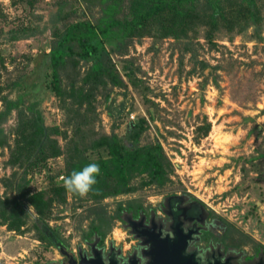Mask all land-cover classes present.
I'll return each mask as SVG.
<instances>
[{"label": "rangeland", "instance_id": "374dc122", "mask_svg": "<svg viewBox=\"0 0 264 264\" xmlns=\"http://www.w3.org/2000/svg\"><path fill=\"white\" fill-rule=\"evenodd\" d=\"M54 4L55 0L39 1L32 18L31 9L23 3L0 0L3 15L0 19V84L7 86L22 78L18 87L11 93L5 91L4 95L9 99L22 96L21 108L29 115L27 107L32 102L34 86L42 84L36 93V107L46 126L66 132V139L58 137L64 150L69 140L78 144L83 140L90 145L99 136L111 133L126 139L129 124L141 118L147 121L148 128L137 146L160 145L170 165L168 178L171 183L160 190L145 187L131 194L107 198L102 204L108 214H114L117 202L181 192L228 222L233 240L240 238L241 241L240 233H243L264 246V0H247L241 5L248 8L247 18L233 16L235 11L240 14L239 8L224 1L226 19L215 25L209 21H189L184 27H177L176 37L160 40L146 35L122 44H105L127 83V90L112 88L115 94H125L118 100L125 104V109L118 113L120 109L115 105L109 116L103 93L96 92L91 102L94 110L89 112L94 116L93 124L80 128L78 135L65 125L68 113L61 108V100L49 89H44L42 83L45 79L43 56L49 52L54 39L53 30L47 27ZM203 5L204 0H200L195 5L181 4L180 9L186 11L195 7L200 10ZM100 11L97 6L86 14L93 20L100 16ZM74 16L71 21L78 20L79 15ZM31 29L35 31L34 36L23 37L27 32L23 35L22 32ZM13 34L16 39H12ZM127 62L138 85L133 86L125 76L122 68ZM90 65L91 62L78 65L80 77ZM66 84L64 82L62 88ZM115 96L112 94L113 98ZM17 119L14 111L3 124L5 131L13 130ZM10 138V144L14 145V136ZM8 153V149L4 153L0 151V179L10 177L13 172L3 166ZM85 155L94 161L105 157L106 151L89 149ZM65 159L66 151L61 157L49 159L38 172L29 173L28 192L46 189L49 173L60 171L56 180L60 183ZM23 171H18L19 177ZM3 192L0 181V196ZM66 198L64 205L55 204L52 208V217L62 219L49 220L48 224L58 226L65 246L76 251L81 232L87 229L90 220V217H82L93 202L85 196L80 201L71 195ZM78 202L82 207L74 210L73 205ZM28 209L33 213L31 207ZM30 228L31 223L24 227L26 232L22 234L0 227V264L60 262L58 251L34 240L36 232ZM111 232L108 235L117 244L126 237L117 221ZM242 246L248 253L253 252L250 243Z\"/></svg>", "mask_w": 264, "mask_h": 264}, {"label": "trees", "instance_id": "16d2710c", "mask_svg": "<svg viewBox=\"0 0 264 264\" xmlns=\"http://www.w3.org/2000/svg\"><path fill=\"white\" fill-rule=\"evenodd\" d=\"M39 1L41 0H17L31 9L29 14L32 18L35 17L34 10ZM224 1L239 8L240 14L235 11L233 16L238 18V15H242V18H247L248 8L241 7L247 0H204L202 9L196 10L193 7L186 11L180 9L181 4L195 5L200 0H55V9L50 11L47 23V27L53 30L54 39L49 52L43 56L45 79L42 83L44 89H49L51 94L61 100V108L68 113L65 125L77 134L80 128L93 124L94 116L91 117L89 112L94 110L91 102L99 91L103 93L109 116H112L115 105L120 109L118 113L125 109V104L118 101L125 94H115L112 88L127 90V83L111 59L105 44H122L133 39H142L146 35L160 40L169 36L176 37L177 27H184L189 21H209L215 25L226 19L222 6ZM97 6L100 7L101 14L95 18L92 16L91 20L86 11L90 13ZM73 15L74 18L79 15L78 20L71 21ZM1 16L3 15L0 10V19ZM26 32L23 37L34 36L35 31H24L22 35ZM12 39H16V35L13 34ZM81 62H91L82 77L78 68ZM129 64L127 62L122 69L127 80L133 86L138 85ZM21 81L22 78L19 77L10 85L0 84V151L4 153L8 149V157L3 166L13 171L10 177L0 179L4 188L0 196V227H6L8 232L24 234V227L31 223L30 230L36 232L34 240L61 251L63 245L65 246L62 232L58 226H49L48 222L62 218L52 217V208L55 204L64 205L67 195L79 201L81 197L68 192L63 181L56 183L60 171L47 174V188L32 194L28 192L27 176L33 171L41 170L49 159L61 157L64 151V176L89 163H97L101 169L96 185L85 196L93 205L87 209L86 216L82 217H90L87 229L81 232L82 240H91L94 233L105 237L111 232L115 221H119L121 212L140 208L144 198L142 196L141 200L117 202L114 214L106 211V206L102 204L105 199L131 194L145 187L160 190L171 183L168 178L170 165L160 145L150 143L137 146L148 128L144 118L127 126L126 139L111 133L99 136L90 145L83 140L79 144L69 140L64 150L59 145L58 137L66 139V132H60L55 126H46L41 111L36 107V93L42 84L34 86L33 99L27 107L29 115L21 108L24 104L22 96L9 99L4 95L7 90L11 93ZM64 82L67 84L62 88ZM107 86L110 87L106 88ZM112 94L116 96L113 98ZM14 111L18 114L17 123L13 130L5 131L3 124ZM10 135L14 136V145L10 144ZM100 148L106 151L105 157L101 156L94 161L86 158L87 150ZM21 169L24 171L19 177L18 171ZM28 207L32 208L33 213ZM79 207H82L79 202L73 205L74 210ZM240 236L241 241L239 238L238 242L241 245L250 243L254 254L261 252L264 256L262 244L247 234L240 233ZM1 253L0 248V255Z\"/></svg>", "mask_w": 264, "mask_h": 264}, {"label": "flooded vegetation", "instance_id": "af4514ba", "mask_svg": "<svg viewBox=\"0 0 264 264\" xmlns=\"http://www.w3.org/2000/svg\"><path fill=\"white\" fill-rule=\"evenodd\" d=\"M140 208L123 210L118 225L126 237L110 233L82 240L77 250L63 245L55 264H264L248 253L232 227L201 202L181 192L144 197ZM113 234V232H111ZM53 264V263H52Z\"/></svg>", "mask_w": 264, "mask_h": 264}, {"label": "clouds", "instance_id": "9594fccd", "mask_svg": "<svg viewBox=\"0 0 264 264\" xmlns=\"http://www.w3.org/2000/svg\"><path fill=\"white\" fill-rule=\"evenodd\" d=\"M101 169L97 163H89L80 170H74L70 175L62 177L64 188L80 197L87 196L97 183Z\"/></svg>", "mask_w": 264, "mask_h": 264}, {"label": "built area", "instance_id": "2783aa9c", "mask_svg": "<svg viewBox=\"0 0 264 264\" xmlns=\"http://www.w3.org/2000/svg\"><path fill=\"white\" fill-rule=\"evenodd\" d=\"M133 118H134V117L132 116L130 119L133 120Z\"/></svg>", "mask_w": 264, "mask_h": 264}, {"label": "crops", "instance_id": "0c3cea01", "mask_svg": "<svg viewBox=\"0 0 264 264\" xmlns=\"http://www.w3.org/2000/svg\"><path fill=\"white\" fill-rule=\"evenodd\" d=\"M3 255H5V253H3Z\"/></svg>", "mask_w": 264, "mask_h": 264}]
</instances>
